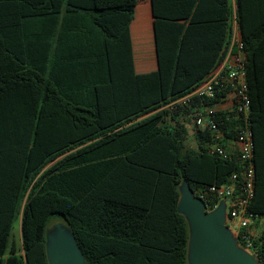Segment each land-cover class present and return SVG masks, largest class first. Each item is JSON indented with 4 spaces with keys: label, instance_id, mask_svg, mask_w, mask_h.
<instances>
[{
    "label": "trees",
    "instance_id": "obj_1",
    "mask_svg": "<svg viewBox=\"0 0 264 264\" xmlns=\"http://www.w3.org/2000/svg\"><path fill=\"white\" fill-rule=\"evenodd\" d=\"M235 4L234 18L232 0H221L209 41L188 64L175 62L167 98L142 107L130 35L137 0H0V264H48L54 215L86 264H189L180 186L198 197L227 184L240 163L210 154L205 130L193 127L198 145H188L190 103L166 107L224 61L233 20L251 102L248 208L264 217V0ZM218 116L236 137L238 121ZM255 244L264 264V232Z\"/></svg>",
    "mask_w": 264,
    "mask_h": 264
},
{
    "label": "built area",
    "instance_id": "obj_2",
    "mask_svg": "<svg viewBox=\"0 0 264 264\" xmlns=\"http://www.w3.org/2000/svg\"><path fill=\"white\" fill-rule=\"evenodd\" d=\"M240 36L234 35V44L238 51L230 50L224 61L188 95L170 103L166 108L174 109L178 105H188L193 111L191 121L194 127L209 132L211 143L207 145L210 154L223 158H235L240 163L239 171L234 172L230 181L222 186L213 185L198 196L207 212L213 211L224 202L226 205L227 226L237 238L239 245L254 255L256 241L264 232V217L250 212L248 206L254 198V145L250 129L251 102L247 94V82L244 70L243 45ZM226 91L218 101L205 104L206 100H214L217 94ZM198 99L199 105L194 103ZM230 114L238 121L235 129L236 137L226 136L222 128L224 122L218 113ZM214 197H217L214 200Z\"/></svg>",
    "mask_w": 264,
    "mask_h": 264
},
{
    "label": "crops",
    "instance_id": "obj_3",
    "mask_svg": "<svg viewBox=\"0 0 264 264\" xmlns=\"http://www.w3.org/2000/svg\"><path fill=\"white\" fill-rule=\"evenodd\" d=\"M221 0H137L130 26L134 69L142 107L162 102L168 96L174 64L190 62L194 46L208 42L210 30L219 24ZM234 6V18L236 4ZM190 27V32L186 29ZM229 49L234 35L241 36L232 22ZM227 38V35H226ZM196 49V48H195ZM187 143L197 147L193 122H186Z\"/></svg>",
    "mask_w": 264,
    "mask_h": 264
},
{
    "label": "water",
    "instance_id": "obj_4",
    "mask_svg": "<svg viewBox=\"0 0 264 264\" xmlns=\"http://www.w3.org/2000/svg\"><path fill=\"white\" fill-rule=\"evenodd\" d=\"M178 211L189 225V264H259L257 259L243 249L227 226L226 205L207 212L204 201L195 197L186 183L180 186ZM49 239V241H48ZM48 264H86L72 233L57 227V240L47 234Z\"/></svg>",
    "mask_w": 264,
    "mask_h": 264
},
{
    "label": "rangeland",
    "instance_id": "obj_5",
    "mask_svg": "<svg viewBox=\"0 0 264 264\" xmlns=\"http://www.w3.org/2000/svg\"><path fill=\"white\" fill-rule=\"evenodd\" d=\"M262 228H264V225H263V221H262ZM60 227V228H63L66 230V232L68 234L71 233L67 223L65 222V220L59 216V215H54L51 217L50 219V222L48 224V227H47V234L49 237L52 238V240L55 242L57 240V227ZM13 234L16 236V237H20V218L17 219L14 223V226H13ZM49 241V239H48Z\"/></svg>",
    "mask_w": 264,
    "mask_h": 264
}]
</instances>
